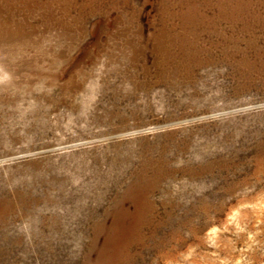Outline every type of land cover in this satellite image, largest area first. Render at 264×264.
<instances>
[{
	"label": "rangeland",
	"instance_id": "1",
	"mask_svg": "<svg viewBox=\"0 0 264 264\" xmlns=\"http://www.w3.org/2000/svg\"><path fill=\"white\" fill-rule=\"evenodd\" d=\"M0 264H264V0H0Z\"/></svg>",
	"mask_w": 264,
	"mask_h": 264
}]
</instances>
